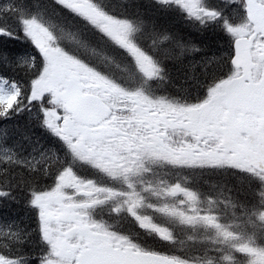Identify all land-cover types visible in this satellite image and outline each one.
<instances>
[{
    "label": "snow or ice",
    "instance_id": "1",
    "mask_svg": "<svg viewBox=\"0 0 264 264\" xmlns=\"http://www.w3.org/2000/svg\"><path fill=\"white\" fill-rule=\"evenodd\" d=\"M51 2L0 0V264H264V0Z\"/></svg>",
    "mask_w": 264,
    "mask_h": 264
},
{
    "label": "trees",
    "instance_id": "2",
    "mask_svg": "<svg viewBox=\"0 0 264 264\" xmlns=\"http://www.w3.org/2000/svg\"><path fill=\"white\" fill-rule=\"evenodd\" d=\"M112 1L121 3V0H112ZM47 3H48L49 9L51 8L50 10L55 9V6L52 4L51 0H47ZM52 7H54V8H52ZM179 21H182V20L178 16L165 18V20L162 21V26L165 29H171V30L179 31L181 28H183L182 24L178 23ZM176 24H178V25H176ZM204 39L210 44V40L207 37H205ZM0 40H3V38L0 37ZM217 43L222 44L223 41L217 40ZM9 47L18 49L17 55L26 54L29 51L28 45L22 43L21 41L10 42ZM214 50L215 49L213 48V51ZM209 68H211V65L209 66ZM173 83L175 85V89L173 87L169 86V91H171V92H172V90L177 92V90H180V89L187 86L185 84L184 78L182 76L177 75L176 73H173ZM23 201H24L23 194H19L17 203H15V204L9 203L6 206L3 214L4 215L11 214L12 216H16L18 214H21V219H23L27 222H30L28 215L24 214L26 212V209L23 206Z\"/></svg>",
    "mask_w": 264,
    "mask_h": 264
},
{
    "label": "flooded vegetation",
    "instance_id": "3",
    "mask_svg": "<svg viewBox=\"0 0 264 264\" xmlns=\"http://www.w3.org/2000/svg\"><path fill=\"white\" fill-rule=\"evenodd\" d=\"M112 3H114V4H116L117 6H119L120 5V2H115V1H112ZM184 83V82H183ZM185 84H186V82H185ZM187 85V84H186Z\"/></svg>",
    "mask_w": 264,
    "mask_h": 264
}]
</instances>
